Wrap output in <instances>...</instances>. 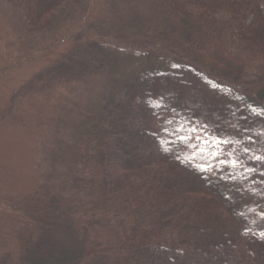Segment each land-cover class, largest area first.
<instances>
[{
	"label": "trees",
	"instance_id": "obj_1",
	"mask_svg": "<svg viewBox=\"0 0 264 264\" xmlns=\"http://www.w3.org/2000/svg\"><path fill=\"white\" fill-rule=\"evenodd\" d=\"M111 4L118 30L96 44L112 93L67 147L97 196L66 203L46 180L10 199L24 217L18 262L264 264V160L248 159L264 156V0ZM229 158L257 171L227 179L212 166ZM98 205L116 241L106 249L92 238Z\"/></svg>",
	"mask_w": 264,
	"mask_h": 264
},
{
	"label": "rangeland",
	"instance_id": "obj_2",
	"mask_svg": "<svg viewBox=\"0 0 264 264\" xmlns=\"http://www.w3.org/2000/svg\"><path fill=\"white\" fill-rule=\"evenodd\" d=\"M56 3L0 0V260L10 255L7 264H20L15 235L23 217L10 199H22L46 180L66 203L76 195L97 196L67 147L111 96L96 40L118 30L116 13L111 0ZM257 72L252 66L250 75ZM97 209L89 219L96 222L92 238L113 247L106 227L110 214Z\"/></svg>",
	"mask_w": 264,
	"mask_h": 264
},
{
	"label": "snow or ice",
	"instance_id": "obj_3",
	"mask_svg": "<svg viewBox=\"0 0 264 264\" xmlns=\"http://www.w3.org/2000/svg\"><path fill=\"white\" fill-rule=\"evenodd\" d=\"M156 107H160L163 109L164 105L162 104H156L155 105ZM254 111V110H253ZM264 111V110H262ZM156 115H159V113H156ZM243 119H247V117H243ZM171 121H169L170 123ZM181 128H183V126L181 125ZM192 132H195L197 131L195 128L191 129ZM246 131V130H245ZM180 139H191L192 137H178ZM246 139L254 144L255 141L252 140V137L249 136V137H246ZM206 143H211V142H208L205 140ZM212 142H216V143H219V144H222V145H227V144H233L235 143L234 141H232L231 139L227 138V137H224V138H221V137H214V140ZM243 152L244 153H248L250 152V148L248 147H245L243 148ZM220 155L219 152H216L215 150L213 151V158H216ZM226 155H228L229 157H231L232 153H226ZM248 159L250 160H257V161H261V160H264V156H257V155H251L248 157ZM219 167L220 169V173L222 176H226L227 179H231V180H235L237 179V177L233 174V172L231 171L232 169H239V170H242L243 172V178L244 179H250L252 174H254L257 169L255 168H249L246 164H244V162L237 158L235 160L229 158V159H224V160H221V159H218L217 160V165H213L212 167ZM228 169V171L225 173V169ZM202 171H207V167H202L201 169ZM261 184H264V180H261ZM227 198H230V197H227ZM261 216L262 218H264V212L261 213ZM262 236H264V234H262Z\"/></svg>",
	"mask_w": 264,
	"mask_h": 264
}]
</instances>
